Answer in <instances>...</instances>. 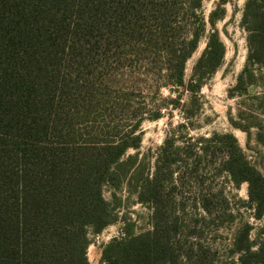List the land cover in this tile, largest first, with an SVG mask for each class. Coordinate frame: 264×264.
Returning <instances> with one entry per match:
<instances>
[{
  "label": "trees",
  "instance_id": "trees-1",
  "mask_svg": "<svg viewBox=\"0 0 264 264\" xmlns=\"http://www.w3.org/2000/svg\"><path fill=\"white\" fill-rule=\"evenodd\" d=\"M202 3L0 0V264H91V235L120 220L121 236L103 247V264H186L185 246L171 240L182 228L176 209L185 203L164 195L165 183L173 164L194 163L187 169L195 173L204 159H219L216 171L224 170L235 187L247 184L248 197L238 204L223 199L237 225L231 251L240 264H264V223L252 238L254 224L237 218L243 205L264 219V173L233 133L197 141L187 134L179 147L172 129L157 148L153 173L148 154L128 153L141 146L143 120L161 118L170 105L184 109L177 128L188 127L205 79L224 62L215 23L225 8L206 20ZM208 24L212 31L187 81V61ZM241 24L248 55L234 90L244 95L256 81L249 66L264 67V0H246ZM126 67L144 70L153 92L175 87L177 96L133 104L135 90L119 73ZM183 89L192 93L189 102L180 101ZM232 123L244 131L257 127L264 143L259 124ZM183 152L191 156L184 159ZM198 201L211 210L207 200ZM135 204L152 210V231L136 234V222L122 213Z\"/></svg>",
  "mask_w": 264,
  "mask_h": 264
},
{
  "label": "rangeland",
  "instance_id": "rangeland-1",
  "mask_svg": "<svg viewBox=\"0 0 264 264\" xmlns=\"http://www.w3.org/2000/svg\"><path fill=\"white\" fill-rule=\"evenodd\" d=\"M245 2L246 0H203L202 13L206 20L209 19L210 13L219 6L225 8L224 18L216 20L215 28L226 46V56L217 71L205 79L198 95V110L190 119L192 123L188 127L177 128L185 121L182 113L184 109L173 108L172 105H170L172 108L170 107L163 113L161 118L143 120L140 126L143 134L141 146L139 149H129L128 153L139 152L140 158L148 154L146 163L150 162L148 166L151 173L154 170L153 162L158 153L157 148L164 143L167 135L173 134L172 129H176L175 131L180 134V136L174 135L173 137L175 144L179 147H184L185 142L182 139L187 134L193 138V141H197L202 136L207 138L215 132L233 133L248 159L264 173V143L257 140L258 128L251 127L249 131H244L232 123L237 122L245 126L249 122H254L264 130V67L249 66L256 81L249 85L246 94L240 95L234 90L237 77L243 71L248 55V32L241 24ZM211 31L212 27L208 24L197 50L187 61L185 71L187 81L206 46L207 34ZM143 71H140L138 67H126L119 70L120 75L127 80L126 87L133 86L130 89L135 90L133 104L150 102L151 99L159 100L161 97L175 98L177 96L178 91L175 87L169 89L161 86L159 90L153 92L155 82L145 76ZM230 89L234 90L232 96L229 93ZM191 95L189 90L183 89L180 101L189 102ZM241 114L247 120H242ZM195 152L203 155L200 148H196ZM180 156L185 159L191 155L183 152ZM221 157L223 154L220 155ZM207 158L210 159L209 156ZM188 162L191 163L192 159L190 158ZM219 162L220 160L217 159L208 163L204 159L200 164V169L195 173L187 169L193 168L194 163L183 168L181 162H177L172 167L174 171L172 181L165 183L164 195L185 203L184 208L180 205V209H176L179 213L175 215L179 217L177 223L183 229L181 228L179 233L172 234L171 240L176 247L179 245L176 243L179 242L185 246L181 248V252L185 254L181 260L186 264H199V262L201 264H240L238 254H233L231 251L234 229L237 225L236 223L231 224L228 214L231 205L226 206L223 199L226 198L227 201H234L238 204L240 198L248 197L247 184L243 183L239 188L235 187L224 170L216 171ZM106 196H110L109 192ZM202 198L210 204V211L202 208V201H198ZM133 200L134 197L131 198V201ZM240 208L237 218L239 219L241 215L244 221L247 220L254 224L252 238H256L257 229L264 223V219L256 220L251 210L247 211L243 205ZM123 212L136 222L134 229L136 234L153 230L152 210L148 206L130 205ZM170 218H172L171 223L176 221L174 215ZM122 225L123 222L120 220L105 228L101 233L91 235V244L88 248L91 264H103L102 249L111 239L121 236Z\"/></svg>",
  "mask_w": 264,
  "mask_h": 264
}]
</instances>
